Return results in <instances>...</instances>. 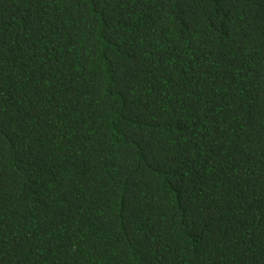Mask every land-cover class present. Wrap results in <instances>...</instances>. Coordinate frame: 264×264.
Listing matches in <instances>:
<instances>
[{"label":"trees","instance_id":"obj_1","mask_svg":"<svg viewBox=\"0 0 264 264\" xmlns=\"http://www.w3.org/2000/svg\"><path fill=\"white\" fill-rule=\"evenodd\" d=\"M0 264H264V0H0Z\"/></svg>","mask_w":264,"mask_h":264}]
</instances>
